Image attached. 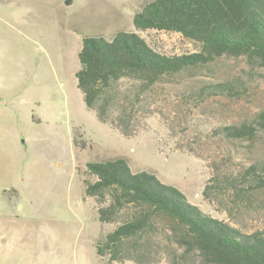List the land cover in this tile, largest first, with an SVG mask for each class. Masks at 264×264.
Instances as JSON below:
<instances>
[{"label": "rangeland", "instance_id": "1", "mask_svg": "<svg viewBox=\"0 0 264 264\" xmlns=\"http://www.w3.org/2000/svg\"><path fill=\"white\" fill-rule=\"evenodd\" d=\"M151 1L0 0V264H104L95 241L115 224L98 222L84 180H93L87 164L120 157L213 218L248 233L264 230V132L252 140L216 133L264 111L259 62L223 56L168 77L137 105L132 137L101 123L85 104L76 79L84 38L136 32L167 56L200 51L180 34L135 29V14ZM137 86L127 80L122 90L133 94ZM75 136L91 149L77 150ZM159 229L155 261L147 264H167L173 252L165 225ZM173 250L205 264L198 252Z\"/></svg>", "mask_w": 264, "mask_h": 264}, {"label": "trees", "instance_id": "2", "mask_svg": "<svg viewBox=\"0 0 264 264\" xmlns=\"http://www.w3.org/2000/svg\"><path fill=\"white\" fill-rule=\"evenodd\" d=\"M133 24L139 32L180 34L198 43L200 51L167 56L136 32L122 31L110 40L83 39L77 86L99 121L125 137L135 135L140 126L136 107L143 96L168 77L223 56H245L264 66V0H153L135 14ZM127 80L138 84L136 93L122 90ZM259 131L264 132V111L251 122L222 127L216 133L252 140ZM74 146L79 151L91 149L76 136ZM250 170L254 178L255 169ZM86 175L93 180H84L85 199L95 201L98 222L115 224L95 241L97 256L107 259L104 264L155 261L154 240L161 224L173 251L167 264H196L179 258L173 250L176 244L186 253L198 252L205 264H264V230L248 233L213 218L155 173L133 171L129 159L89 163ZM211 189L206 186L204 195Z\"/></svg>", "mask_w": 264, "mask_h": 264}, {"label": "water", "instance_id": "3", "mask_svg": "<svg viewBox=\"0 0 264 264\" xmlns=\"http://www.w3.org/2000/svg\"><path fill=\"white\" fill-rule=\"evenodd\" d=\"M70 3V1L68 2V4Z\"/></svg>", "mask_w": 264, "mask_h": 264}, {"label": "crops", "instance_id": "4", "mask_svg": "<svg viewBox=\"0 0 264 264\" xmlns=\"http://www.w3.org/2000/svg\"><path fill=\"white\" fill-rule=\"evenodd\" d=\"M15 192H16V190H15ZM17 193V192H16Z\"/></svg>", "mask_w": 264, "mask_h": 264}]
</instances>
